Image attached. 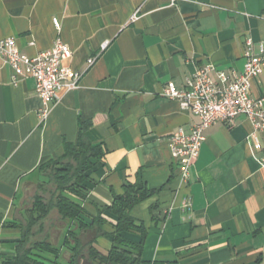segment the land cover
<instances>
[{
  "label": "crops",
  "instance_id": "crops-1",
  "mask_svg": "<svg viewBox=\"0 0 264 264\" xmlns=\"http://www.w3.org/2000/svg\"><path fill=\"white\" fill-rule=\"evenodd\" d=\"M171 2L0 0V40L14 37L22 54L35 57L60 37L73 51L66 65L82 73L80 87L63 91L42 121L35 80L13 84L0 56V264L16 254L22 229L11 223L23 220L37 169L61 156L64 143L77 141L79 118L93 123L88 136L105 149L85 182L86 222L97 215L96 206H110L128 182L141 178L155 190L132 210L148 230L144 262L264 264V132H257V145L244 115L233 126L213 124L183 184L169 138L179 130L189 134L198 119L162 96L169 83L184 88L210 65L242 74L248 41L256 54L264 42V0ZM90 59H96L91 66ZM262 94L264 73L252 83V96ZM104 217L107 235L97 248L107 252L117 218ZM69 258L64 252L60 262Z\"/></svg>",
  "mask_w": 264,
  "mask_h": 264
},
{
  "label": "trees",
  "instance_id": "trees-1",
  "mask_svg": "<svg viewBox=\"0 0 264 264\" xmlns=\"http://www.w3.org/2000/svg\"><path fill=\"white\" fill-rule=\"evenodd\" d=\"M92 125L79 118L77 141L64 143L61 156L52 157L37 169L39 179L31 202L21 212L23 220L11 223L19 225L22 234L15 256L6 264H62L64 252L70 254L68 264H177L142 260L148 230L143 221L132 216V210L155 190L147 188L141 178L135 183L128 182L124 194L114 195L110 206H96L97 215L91 217V223L84 220L87 215L84 204L89 197L85 182L89 180L93 161L105 156L103 145L88 136ZM106 213L117 220L113 224L112 247L102 252L97 241L107 235ZM53 229L58 230V241ZM126 232L138 234L140 241L125 239L122 234Z\"/></svg>",
  "mask_w": 264,
  "mask_h": 264
},
{
  "label": "built area",
  "instance_id": "built-area-1",
  "mask_svg": "<svg viewBox=\"0 0 264 264\" xmlns=\"http://www.w3.org/2000/svg\"><path fill=\"white\" fill-rule=\"evenodd\" d=\"M175 2L172 0V5ZM53 22L60 31L59 21L54 19ZM106 46L107 43L103 48ZM0 56L12 71L13 84L17 85L26 78L35 80L36 92L43 103L39 113L42 121L49 117L52 106L60 100L63 91H73L80 87L82 73L66 65L73 57V51L60 37L56 38L50 50L35 57L22 54L14 37L2 39ZM244 57L246 62L242 74L216 71L210 65L189 77L184 88L179 89L174 83H169L163 89V97L177 101L182 110L198 119L189 134L179 130L169 138L171 155L178 168V179L183 184L188 183L192 167L206 140L205 131L213 124L224 122L233 126L235 119L244 115L253 126L249 140L258 145L257 132H264V94L253 97L252 83L264 73V42L256 54L252 43L248 41ZM95 60L90 59L89 66Z\"/></svg>",
  "mask_w": 264,
  "mask_h": 264
},
{
  "label": "rangeland",
  "instance_id": "rangeland-1",
  "mask_svg": "<svg viewBox=\"0 0 264 264\" xmlns=\"http://www.w3.org/2000/svg\"><path fill=\"white\" fill-rule=\"evenodd\" d=\"M34 195V193H32L31 195H28V201L31 202L32 196ZM55 218V216H53Z\"/></svg>",
  "mask_w": 264,
  "mask_h": 264
}]
</instances>
